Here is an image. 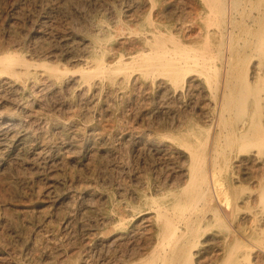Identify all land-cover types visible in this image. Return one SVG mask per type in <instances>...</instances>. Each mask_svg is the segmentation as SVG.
I'll return each mask as SVG.
<instances>
[{"label":"rangeland","instance_id":"rangeland-1","mask_svg":"<svg viewBox=\"0 0 264 264\" xmlns=\"http://www.w3.org/2000/svg\"><path fill=\"white\" fill-rule=\"evenodd\" d=\"M203 10L204 0H0V55L41 64L0 67V264H164L203 217L187 264H264V143L224 149L221 136L214 171L205 154L219 111L210 42L195 46L206 67L179 77L149 67L168 60L181 27L207 24ZM251 57L249 78L260 71L264 82Z\"/></svg>","mask_w":264,"mask_h":264},{"label":"bare ground","instance_id":"bare-ground-1","mask_svg":"<svg viewBox=\"0 0 264 264\" xmlns=\"http://www.w3.org/2000/svg\"><path fill=\"white\" fill-rule=\"evenodd\" d=\"M193 4V3H192ZM196 8V7H195ZM202 17L205 14L207 24L203 23L201 27L197 30L194 27L190 28L188 27V30L185 32L183 27L182 30H180L179 35H174L175 40V46L173 48H168L165 53L164 57L167 56V61H160L159 63L150 66L153 69H157L162 66H166L169 64L170 69L172 71L173 76L179 77V75L184 70H192L197 65L200 68L206 67V64H203L202 66L201 62L210 61V58L201 61V57L203 56L202 53H199L195 46L201 41V39L206 38L210 42L209 51L210 54L215 56L217 59V64L214 68L219 71V75L217 74V85L215 84L214 89H218V96H217V103L219 105V111H217V130L213 133L212 136H210L205 154L206 157H209V165L214 171L216 161L218 159V155L220 154L219 146L221 145V136L224 137L223 145H225V148H232L237 145H243V146H250L255 145L259 146V143H264V92L262 95L257 90V82L263 80V72L258 71L257 73H252L253 77L250 76L247 70L249 67L245 66L247 61H250L253 59L251 56L257 55L260 57L261 61L264 64V0H204V10L202 11ZM201 17V16H200ZM194 18V17H193ZM154 19V18H152ZM151 19V20H152ZM160 20V19H159ZM201 20V19H200ZM153 21V20H152ZM157 21V20H156ZM188 22V21H187ZM163 23V22H162ZM183 24V23H182ZM180 26V25H179ZM196 26V24H195ZM178 27V26H177ZM106 29V28H105ZM187 29V28H185ZM103 31V30H102ZM176 31V30H175ZM107 32V31H106ZM172 33V32H171ZM152 34L155 35L156 31H152ZM161 34V32H160ZM177 34V33H176ZM168 35V34H167ZM196 35V37L191 38V36ZM188 36V37H187ZM164 37V36H163ZM164 39V38H163ZM150 39L146 38L145 42L148 43ZM140 45V42L138 43ZM137 44V45H138ZM5 46V45H4ZM142 46V45H141ZM7 48V47H6ZM41 48V47H40ZM43 48V47H42ZM41 48V49H42ZM15 49V48H13ZM138 49V48H137ZM40 50V49H39ZM97 50V49H95ZM135 51V50H134ZM148 51V50H147ZM36 52V51H35ZM44 52V51H43ZM3 54L0 55V67H3L4 69H10L7 70V75H9V72L11 71V68L13 67H25L29 68L33 65L36 67L41 68V64L37 62L32 63L22 56H19L11 51H4ZM40 53V52H39ZM143 53V52H141ZM163 53V52H162ZM144 56H150L151 53L146 51L143 53ZM166 54V55H165ZM158 54H154V57ZM73 56V55H72ZM207 56V54H206ZM145 57V58H147ZM205 56H203L204 58ZM212 57V56H211ZM215 57L213 58L215 61ZM257 57V58H259ZM71 58V57H70ZM142 58V57H141ZM160 58V57H159ZM166 58V59H167ZM202 58V59H203ZM37 59V58H35ZM72 59V58H71ZM100 60V59H98ZM119 60V58H118ZM117 60V61H118ZM170 60V61H169ZM42 61V60H41ZM80 61V60H79ZM212 61V58H211ZM260 61V62H261ZM44 63L43 61L41 62ZM101 63V62H99ZM207 63V62H206ZM250 63V62H249ZM248 63V64H249ZM260 64V63H259ZM55 65V64H54ZM44 66V65H43ZM58 67V65H57ZM57 67L55 70H58ZM247 67V69H246ZM263 67V66H262ZM12 68V69H13ZM59 68V67H58ZM62 68V67H61ZM97 69L101 71L105 70H112V67H106L103 64H100L99 67H96ZM208 68V67H207ZM206 68V70H207ZM210 68V69H209ZM208 70L211 71V67H209ZM97 69H94L95 71H98ZM161 69V68H160ZM205 69V68H204ZM254 69V68H253ZM256 69V68H255ZM29 70V69H28ZM54 70V72H56ZM67 70V69H65ZM63 70V71H65ZM84 76L89 79L91 76V72L93 71L89 70L86 71L84 69ZM114 70V69H113ZM205 70V71H206ZM213 70V69H212ZM262 70V69H261ZM60 71V70H58ZM71 71V70H70ZM77 71V70H76ZM217 71V72H218ZM5 72V71H4ZM13 72V73H12ZM73 73V71H71ZM131 72V71H130ZM211 72H214L211 71ZM11 74H14V70L10 72ZM35 73V71H34ZM64 73V72H63ZM208 73V72H207ZM37 74V73H36ZM47 74V73H46ZM131 74V73H129ZM210 74V73H209ZM208 74V75H209ZM213 74V73H212ZM16 75V72H15ZM18 75V73H17ZM16 75V76H17ZM40 75V74H39ZM93 75V74H92ZM14 76V75H13ZM15 76V77H16ZM153 76V75H152ZM151 76V77H152ZM186 76V75H185ZM213 76V75H212ZM192 77V76H191ZM203 77V76H202ZM18 78V77H16ZM43 78V77H42ZM196 78V77H195ZM215 78V77H214ZM111 79V76L108 78ZM45 80V79H44ZM191 80V79H190ZM104 81V80H103ZM198 81V80H197ZM3 82V81H2ZM45 82V81H44ZM111 82V81H110ZM208 82V81H207ZM263 82V81H262ZM13 83V82H12ZM49 83V81H48ZM108 83V82H107ZM120 83V82H119ZM158 83V82H157ZM193 83V82H192ZM196 83V82H195ZM264 83V82H263ZM262 83V84H263ZM149 84V83H148ZM197 84V83H196ZM195 84V85H196ZM259 84V83H258ZM90 85V84H89ZM123 85V84H122ZM158 85V84H157ZM167 85V84H166ZM175 85V84H174ZM208 85V84H207ZM264 85V84H263ZM53 86V85H51ZM97 86V85H95ZM94 86V87H95ZM161 86V85H160ZM209 86V85H208ZM194 87V86H193ZM263 87V86H262ZM261 87V88H262ZM1 88V87H0ZM5 88V87H4ZM57 88V87H56ZM87 88V87H86ZM153 88V87H152ZM184 88V86H183ZM186 88V87H185ZM189 88V87H188ZM110 89V88H109ZM116 89V88H115ZM159 89V87H158ZM191 89V88H190ZM200 89V88H199ZM31 90V89H30ZM35 90V89H34ZM47 90V89H46ZM154 90V89H153ZM210 90V89H209ZM39 91V90H38ZM43 90H41L42 92ZM45 91V90H44ZM196 91V90H195ZM215 92L217 90H214ZM189 92V91H188ZM191 92V90H190ZM189 92V93H190ZM197 92V91H196ZM1 93V92H0ZM4 93V92H3ZM170 93V92H169ZM168 93V94H169ZM192 93V92H191ZM168 94L166 97H168ZM195 94V93H194ZM197 94V93H196ZM212 94V93H211ZM3 95V94H2ZM30 95V94H29ZM85 95V94H84ZM91 95V94H90ZM125 95V94H124ZM200 95V94H199ZM204 95V94H203ZM206 95V94H205ZM260 95V96H259ZM11 96V94L9 95ZM191 96V95H190ZM193 96V95H192ZM213 94L210 96L212 97ZM215 96V94H214ZM213 96V98H215ZM26 97V96H25ZM179 97V96H177ZM181 97V96H180ZM188 97V96H187ZM197 97V96H196ZM195 97V98H196ZM13 98V97H12ZM39 98V97H38ZM190 98V97H189ZM194 98V97H193ZM1 99V98H0ZM7 99V98H6ZM171 99V98H170ZM178 99V98H177ZM33 100V99H32ZM5 101V100H4ZM24 101V100H23ZM29 101V100H28ZM179 101V100H178ZM181 101V100H180ZM185 101V100H184ZM198 101V100H197ZM208 101V100H207ZM26 102V101H25ZM24 102V103H25ZM194 102V101H193ZM15 103V102H14ZM18 103V102H17ZM83 103V102H82ZM202 103V102H201ZM211 103V102H210ZM214 103V102H213ZM181 105V103L179 102ZM25 105V104H24ZM215 105V104H214ZM83 106V105H82ZM191 106V104H190ZM196 106V105H195ZM201 106V105H200ZM216 106V105H215ZM46 107V106H45ZM10 108V107H9ZM31 108V107H30ZM202 108V107H201ZM213 108V107H212ZM13 109V108H12ZM33 110V109H32ZM17 111V109H16ZM215 110H213L214 112ZM10 112V111H9ZM12 112V111H11ZM20 113V111H18ZM201 112V111H200ZM210 112V111H208ZM29 113V112H28ZM33 113V112H32ZM26 114V113H22ZM21 114V115H22ZM36 114V113H35ZM211 114V113H210ZM42 116V114H40ZM188 116V115H187ZM190 116V115H189ZM26 117V116H25ZM40 117V116H39ZM32 118V117H30ZM50 118V117H49ZM214 118V117H212ZM26 119V118H25ZM40 119V118H39ZM45 119V118H44ZM43 119V120H44ZM23 120V119H22ZM35 120V117H34ZM214 120V119H212ZM12 121V120H11ZM16 121V120H15ZM53 121V120H52ZM2 122V121H1ZM8 122V121H7ZM14 123V122H13ZM16 123V122H15ZM33 123V121H32ZM197 123V122H196ZM202 123V122H201ZM8 124V123H6ZM5 124V125H6ZM38 124V123H37ZM41 124V123H40ZM46 124V123H45ZM44 124V125H45ZM177 124V122H176ZM198 124V123H197ZM42 125V124H41ZM39 125V126H41ZM54 125V124H53ZM83 125V124H82ZM196 125V124H195ZM12 126V124H11ZM10 126V127H11ZM38 126V125H37ZM51 126V125H50ZM212 126V125H211ZM8 127V126H7ZM24 127V126H23ZM45 127V126H44ZM68 127V126H67ZM196 127H198L196 125ZM204 127V126H203ZM13 128V127H12ZM18 128V125H17ZM184 128V127H183ZM9 129V127H8ZM19 129V128H18ZM22 130V128H20ZM88 129V128H87ZM57 130V129H56ZM61 130V129H60ZM83 130V129H82ZM210 130V129H209ZM24 131V130H23ZM69 132V131H67ZM78 132V131H77ZM87 132V131H86ZM189 132V130H188ZM7 133V132H4ZM3 133V134H4ZM13 133V132H12ZM20 133V132H19ZM23 133V132H22ZM26 133V132H25ZM35 134V133H34ZM93 134V133H92ZM9 135V134H8ZM11 135V133H10ZM24 135V134H23ZM82 135V134H81ZM6 136V135H5ZM91 136V135H90ZM45 137V136H44ZM209 137V134H208ZM10 138V136H9ZM14 138V137H13ZM7 139V138H6ZM12 140V139H11ZM45 140V139H43ZM42 140V141H43ZM23 141V140H22ZM70 141V140H69ZM1 142V141H0ZM26 142V141H25ZM48 142V141H47ZM46 142V143H47ZM50 142V141H49ZM4 143V142H1ZM10 143V142H9ZM19 143V142H18ZM29 143V142H28ZM34 143V141L30 142ZM5 144V143H4ZM12 144V143H11ZM10 144V145H11ZM14 144V143H13ZM36 144V142H35ZM45 144V143H44ZM258 144V145H257ZM27 145V143H26ZM53 145V144H52ZM222 145V146H223ZM261 145V144H260ZM19 146V145H18ZM21 146V145H20ZM264 147V145H261ZM25 147V146H23ZM44 147V146H43ZM48 147V146H47ZM221 147V146H220ZM241 147V146H240ZM239 147V148H240ZM6 148V147H5ZM30 148V147H29ZM42 148V147H40ZM255 148V147H254ZM28 149V148H27ZM38 149V148H37ZM44 149V148H43ZM41 149V150H43ZM46 149V148H45ZM52 149V148H51ZM66 149V148H65ZM237 149V147L235 148ZM18 150V148H17ZM40 150V151H41ZM233 150V149H231ZM239 150V149H238ZM257 150V149H256ZM1 151V150H0ZM48 151V150H47ZM250 151V149H249ZM253 151V150H252ZM258 151V150H257ZM262 151V150H261ZM2 152V151H1ZM42 152V151H41ZM44 152V151H43ZM56 152V151H55ZM225 152V151H222ZM221 152V154H222ZM231 152V151H230ZM236 152V151H234ZM5 153V152H4ZM2 153V154H4ZM17 153V152H16ZM60 153V152H59ZM187 153V152H186ZM204 153V152H203ZM261 153V152H259ZM1 154V153H0ZM45 154V153H44ZM43 154V156H44ZM238 154V153H237ZM243 154V153H242ZM256 154V153H255ZM258 154V153H257ZM5 155V154H4ZM204 155V154H203ZM264 155V154H263ZM17 156V155H16ZM36 156V155H35ZM42 156V155H41ZM221 156H224L222 154ZM254 156V155H253ZM258 156V155H257ZM13 157V156H12ZM15 157V156H14ZM263 157V156H262ZM9 158V157H8ZM43 158V157H42ZM45 158V157H44ZM43 158V159H44ZM50 158V157H49ZM223 158V157H222ZM248 158V157H247ZM228 159V158H227ZM235 159V158H234ZM246 159V158H245ZM254 159V157H253ZM236 160V159H235ZM38 161V160H36ZM203 160H201L202 163ZM243 161V160H242ZM44 162V161H43ZM55 162V161H54ZM236 162V161H235ZM241 162V161H240ZM239 162V163H240ZM245 162V161H244ZM1 163V162H0ZM186 163V161H185ZM220 163V162H219ZM234 163V162H233ZM257 163V162H256ZM260 163V162H259ZM42 164V163H40ZM44 164V163H43ZM224 164V163H223ZM245 164V163H244ZM248 164V163H247ZM246 164V165H247ZM46 165V164H45ZM219 165V164H218ZM249 165V164H248ZM256 165V164H255ZM261 165V164H259ZM263 165V163H262ZM201 166V164H199ZM232 166V165H231ZM230 166V167H231ZM250 166V165H249ZM205 170V174L201 173L202 176H199L197 181V192L200 189L202 192H204L202 184L209 187L210 180L209 176L207 174V166L205 167L201 166ZM222 167V166H221ZM184 168V167H182ZM237 168V167H236ZM247 168V167H246ZM201 169V170H203ZM226 169V168H225ZM245 169V168H244ZM2 170V169H1ZM198 170V169H197ZM221 170V169H220ZM219 170V171H220ZM239 170V169H238ZM218 171V172H219ZM223 171V170H222ZM202 172V171H200ZM199 172V173H200ZM217 172V171H216ZM215 172V173H216ZM263 172V171H262ZM197 173V172H196ZM198 174V173H197ZM213 174V173H212ZM218 174V173H217ZM217 176V175H216ZM256 176V175H255ZM211 178V177H210ZM259 178V177H258ZM194 179V177H193ZM214 179V176H213ZM221 179V178H220ZM225 180V179H224ZM189 181V180H188ZM193 181V180H192ZM190 182V181H189ZM220 182V181H219ZM224 182V181H223ZM254 181H252L253 183ZM258 182V180H257ZM191 183V182H190ZM194 183V182H193ZM216 183V182H215ZM255 183V182H254ZM187 184V183H186ZM211 185V184H210ZM235 185V184H234ZM231 186V185H230ZM254 186V185H253ZM258 186V185H256ZM164 188V187H163ZM195 188V187H193ZM205 188V187H204ZM207 188V187H206ZM218 188V187H217ZM220 188V187H219ZM232 188V187H231ZM161 189V188H160ZM214 189V188H213ZM212 189V190H213ZM199 190V191H200ZM206 190V189H205ZM236 190V189H235ZM251 190V188H250ZM248 190V191H250ZM256 190V189H255ZM160 191V190H159ZM233 191V190H232ZM237 192L239 190H236ZM158 192V191H157ZM208 192V191H207ZM219 192V191H218ZM162 193V192H161ZM206 193V192H205ZM203 193V194H205ZM222 193V191L220 192ZM260 193V192H259ZM197 194V193H196ZM200 194V193H199ZM216 194V193H215ZM214 194V195H215ZM235 194V193H234ZM239 194V192H238ZM237 194V195H238ZM249 194V193H248ZM255 194V193H254ZM198 195V194H197ZM231 195V194H230ZM203 196V195H202ZM205 196V195H204ZM207 196V195H206ZM248 196V195H247ZM246 196V197H247ZM196 197V196H195ZM243 197V195L241 196ZM205 198V197H204ZM221 198V197H220ZM239 198V197H238ZM196 199V198H195ZM260 199V198H259ZM223 200V199H222ZM236 200V198H235ZM245 200V199H244ZM249 200V198H248ZM206 201V200H205ZM211 201V200H210ZM259 201V200H258ZM209 202V201H208ZM232 202V201H231ZM230 202V203H231ZM198 203V202H197ZM196 203V205H197ZM203 203V202H202ZM212 203V202H211ZM214 203V202H213ZM222 203V202H221ZM249 203V202H248ZM254 203V202H253ZM199 204V203H198ZM201 204V203H200ZM207 204V203H206ZM205 204V205H206ZM224 204V203H223ZM222 204V205H223ZM247 204V202H246ZM217 205V204H216ZM249 205V204H248ZM192 206V205H191ZM211 206V205H210ZM245 206V205H244ZM160 207V206H159ZM163 207V206H162ZM199 207V205H198ZM155 208V207H154ZM158 208V207H157ZM150 209V208H149ZM152 209V207H151ZM162 209V208H161ZM164 209H166L164 207ZM191 209V208H190ZM195 209V208H194ZM212 209V208H211ZM214 210V209H213ZM249 210V209H248ZM195 211V210H194ZM216 211V209L214 210ZM253 211V210H251ZM149 212V211H147ZM168 212V211H167ZM171 212V211H169ZM192 212V210L190 211ZM213 212V211H212ZM240 212V211H239ZM209 213V212H208ZM211 213V212H210ZM248 213H250L248 211ZM191 214V213H190ZM196 214V213H195ZM200 214V213H199ZM198 214V215H199ZM213 214V213H212ZM192 215V214H191ZM205 215V214H202ZM210 215V214H209ZM218 214H214V216L217 217ZM245 215V214H244ZM187 216V214H186ZM212 216V215H211ZM263 216V215H262ZM160 217V215H159ZM171 217V216H170ZM209 217V216H208ZM150 218V217H149ZM178 217H176L177 219ZM244 218V217H243ZM248 218V217H247ZM147 219V218H146ZM157 219V218H156ZM175 220V219H174ZM180 220V219H179ZM191 220V219H190ZM202 220H207L206 217H203V219L199 220L197 223H201ZM219 220V219H218ZM247 220V219H246ZM152 222V220H151ZM164 222V221H163ZM179 222V221H178ZM150 223V222H149ZM177 223V221H176ZM196 221H191L189 224H187L186 229L183 231V234L180 236L179 242L175 244V246L171 249L170 254L164 255L161 259L164 264H187V260L191 259V253L188 252V245L190 241V237H193L198 231V224ZM257 223V222H256ZM146 224V223H144ZM175 224V223H174ZM173 224V225H174ZM181 224V222H180ZM236 224V223H235ZM178 225V223L176 224ZM138 226V225H137ZM233 226V225H232ZM155 227V226H154ZM246 227V226H245ZM258 227V226H257ZM136 228V227H135ZM234 228V227H233ZM139 229V228H138ZM137 229V230H138ZM205 229V228H204ZM236 229V228H235ZM238 229V228H237ZM242 229V228H241ZM179 230V229H177ZM227 230V229H226ZM176 231V230H175ZM225 231V230H224ZM236 231V230H235ZM234 231V232H235ZM257 231V230H256ZM264 231V230H263ZM133 232V231H132ZM221 232V231H220ZM251 232V231H250ZM258 232V231H257ZM256 232V233H257ZM154 233V232H153ZM174 233V232H173ZM226 233V232H225ZM263 233V232H262ZM197 234V233H196ZM231 234V233H230ZM229 234V235H230ZM178 235V234H177ZM212 235V234H211ZM209 235V236H211ZM220 235V234H219ZM239 235V234H238ZM153 236V235H152ZM172 236V235H171ZM179 236V235H178ZM177 236V237H178ZM216 236V235H215ZM256 236V235H255ZM122 237V236H121ZM204 237V236H203ZM222 237V236H220ZM224 237V236H223ZM246 237V236H245ZM176 238V236H175ZM126 239V238H124ZM194 239V238H193ZM217 239V238H216ZM227 239V238H226ZM175 239H173L174 241ZM196 240V239H195ZM198 240V239H197ZM210 240V239H209ZM219 240V238H218ZM217 240V241H218ZM260 240V239H259ZM113 241V240H112ZM111 241V242H112ZM121 241V240H120ZM216 241V242H217ZM221 241V240H219ZM215 242V243H216ZM226 242V241H225ZM228 242V241H227ZM171 243V242H170ZM195 243V242H194ZM257 243V242H255ZM165 244V243H164ZM198 244V243H197ZM229 244V243H228ZM259 244V243H258ZM147 245V244H146ZM149 245V244H148ZM151 245V244H150ZM192 245V244H191ZM256 245V244H255ZM167 246V245H166ZM149 247V246H148ZM258 249V248H257ZM264 249V248H263ZM161 250V249H160ZM159 250V251H160ZM190 250V249H189ZM218 250V249H217ZM210 251V250H208ZM215 251V250H214ZM220 251V250H219ZM225 251V250H224ZM232 251V250H231ZM163 252V251H162ZM231 253V252H230ZM209 254V253H208ZM257 254V252L255 253ZM254 254V255H255ZM216 255V254H215ZM193 256V255H192ZM220 257V256H218ZM229 257V258H228ZM243 257V256H242ZM249 257V256H247ZM217 258V257H216ZM250 258V257H249ZM194 259V258H193ZM215 259V258H214ZM227 259H230V255L227 256ZM226 259V260H227ZM160 262V261H158ZM194 262V261H193ZM198 262V261H197ZM241 263V262H240ZM161 264V263H158ZM224 264H227L224 263ZM247 264V263H246Z\"/></svg>","mask_w":264,"mask_h":264}]
</instances>
